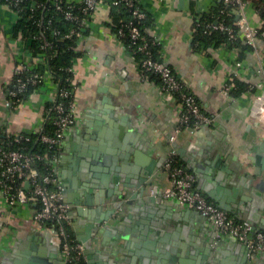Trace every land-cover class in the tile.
Wrapping results in <instances>:
<instances>
[{
	"label": "crops",
	"instance_id": "crops-1",
	"mask_svg": "<svg viewBox=\"0 0 264 264\" xmlns=\"http://www.w3.org/2000/svg\"><path fill=\"white\" fill-rule=\"evenodd\" d=\"M217 1L139 0L151 17L147 33L161 42L159 56L196 96L210 117L207 124H180L177 96L140 75L138 61L111 29L107 3L96 4L79 36L80 52L73 60L74 118L54 167L69 205L67 233L87 245L84 264H175L165 262L168 250L174 258L189 250L193 264H264V252H251L194 208L162 195L170 183L164 162L175 155L197 171L195 186L207 198L229 208L235 219L264 230V121L254 107L255 94L264 89V38L256 35L255 48L243 59L223 45L195 49L194 16ZM244 13L252 28L262 25L250 4ZM15 20L16 14L0 3V126L30 132L40 123L52 85L46 79L17 105L9 102L5 87L16 66L30 58L29 41L13 32ZM230 75L255 83L254 91L225 93ZM123 147L128 158L113 152L105 164V148ZM210 162L216 166L208 173L204 169ZM148 165L152 173L138 188L136 176ZM116 205L120 209L114 211ZM34 211V202L9 204L0 191V264H26L30 253L58 263L57 235L33 218ZM126 225L132 233L119 236Z\"/></svg>",
	"mask_w": 264,
	"mask_h": 264
},
{
	"label": "built area",
	"instance_id": "built-area-1",
	"mask_svg": "<svg viewBox=\"0 0 264 264\" xmlns=\"http://www.w3.org/2000/svg\"><path fill=\"white\" fill-rule=\"evenodd\" d=\"M13 1L17 2L18 0ZM52 1L57 3V0ZM225 1L230 4H236L237 7L234 6L233 11H236L238 15V30L244 33L246 41L255 48L256 28H252L249 25L248 18L244 13V8L247 4H250V1ZM79 2L82 3L79 6L80 12L85 15L82 21L86 24L96 4L102 2V0H81ZM120 2H125L131 10L132 17L126 22V27L130 39L135 43V50L143 54V58L139 62L140 75L144 77L148 71L156 73L159 77L161 88L177 96L180 103L179 121L181 125L195 127L208 123L210 121L209 115L203 111L196 96L177 76L171 65L160 56L154 57L152 54L153 44L161 45V42L155 37L149 40L141 34L139 24L145 16L144 11L135 6L133 0H112V4L115 5ZM71 8L72 4H68L65 10V17L76 19L77 14ZM220 11H223V9ZM213 23L214 28L225 29L229 37L234 36L233 28L226 26L223 21L218 22L215 20ZM119 32L121 35L125 34L122 28L119 29ZM261 35L264 38V32ZM32 62L45 61L43 55L39 54L32 58ZM235 64L240 66V60H236ZM27 66L24 63H20L16 66L15 71L20 72ZM68 70L74 75L73 64L68 67ZM44 77H50L47 69L44 70V74L34 73L32 76H17L15 86L5 91L9 102L17 105L23 100L22 94L26 83L28 81L36 82ZM251 84L255 86V83ZM51 85L52 95L49 100L53 104H46L43 107L40 123L34 130L30 132H8L4 127L0 126V191L9 204L34 202L35 211L33 218L54 229L61 255L64 258V264H67L79 258L82 259L84 246L82 242L68 237L66 223L68 222L67 211L69 205L63 200L61 187L57 184L54 161L57 159V148L63 134L73 123L74 101L70 100L68 108L65 109L63 103L57 100L56 95L58 92L55 84L51 83ZM229 87V83L224 84L223 90L225 93H228ZM62 93L66 94V91H62ZM254 105L255 115L264 121V89L255 94ZM52 110L55 111L52 121L53 127L46 131L45 123ZM30 133H34L36 140L44 143L46 149L53 150L52 156L47 157L46 153L33 151L24 144H20L18 147L12 145L31 141ZM171 156L173 155H169L164 162L170 183L162 191V195L164 197H174L180 203L194 208L211 221L217 230L230 233L238 240L243 241L251 252H264V230L254 228L248 221L235 219L229 212L207 198L195 186V173L185 165L173 163ZM35 162L41 164L43 168L37 166ZM149 193L151 195L156 194L152 189Z\"/></svg>",
	"mask_w": 264,
	"mask_h": 264
},
{
	"label": "trees",
	"instance_id": "trees-1",
	"mask_svg": "<svg viewBox=\"0 0 264 264\" xmlns=\"http://www.w3.org/2000/svg\"><path fill=\"white\" fill-rule=\"evenodd\" d=\"M135 6L143 10L145 16L139 24L140 32L147 39L152 37L147 33L146 27L151 23L149 13L140 5L139 0H133ZM250 1V5L262 19V25L256 28L255 35H261L264 32V0H242ZM110 6L111 19L109 24L112 31L117 37L124 42L138 63L143 58V54L135 50V43L132 42L128 35L126 22L132 17L131 10L125 2L112 4V0H102ZM0 3H5L16 14L14 25V34L28 40V49L30 58L21 63L27 67L14 72L12 80L6 85L5 91L15 86L16 77L32 76L34 73L44 74L47 69L50 77L41 78L36 82L28 81L24 87L22 98L33 91L38 85L46 79H50L54 83L58 94L56 95L58 102H62L65 109L68 108L70 100L74 99V88L76 83L74 75L68 70L71 67L73 60L79 55L80 50L77 48L79 36L83 34L85 25L82 19L85 17L80 12L79 6L81 2L70 0H57L55 3L52 0H0ZM68 4H72L71 10L77 14L76 19L66 18L65 10ZM236 4H230L225 0H219L207 10L194 16L193 20V45L195 49L212 45L213 47L223 45L227 48H235L237 50V58L243 59L247 51L253 49V46L246 41L243 32L238 30L236 12L233 11ZM237 7V6H236ZM223 9V11H220ZM217 20L223 21L226 26L233 28L234 36L229 37L225 29L213 27V22ZM122 28L124 35H121L119 29ZM44 45L43 47H41ZM160 45L153 44L152 54L154 57L159 56ZM200 48V49H201ZM43 55L45 62H32V58L36 55ZM146 76L160 82L159 77L154 72H146ZM225 83H229V94L238 95L245 91H254L255 86L249 82H245L236 75H230ZM66 91V94H61ZM47 105H52L53 102L47 100ZM55 111L52 110L49 118L45 123V130L52 129V121ZM31 141L14 143L15 147L20 144L27 145L31 150H36L40 153H46L47 157L52 156L53 150L46 149L45 144L36 140L34 133L29 134ZM171 161L175 164L184 165L175 155L171 156ZM36 163V162H35ZM40 168L43 166L36 163ZM67 231V230H66ZM68 234V233H67ZM69 237V235H68ZM67 264H84L82 259L68 262Z\"/></svg>",
	"mask_w": 264,
	"mask_h": 264
},
{
	"label": "water",
	"instance_id": "water-1",
	"mask_svg": "<svg viewBox=\"0 0 264 264\" xmlns=\"http://www.w3.org/2000/svg\"><path fill=\"white\" fill-rule=\"evenodd\" d=\"M238 16V15H237ZM236 16V17H237ZM205 124H207V123H205ZM97 135H100L101 133L100 132H95ZM121 133H119V137H121ZM102 138H103V136H102ZM108 143H109V141H108ZM116 144V143H115ZM126 149V148H125ZM113 152L115 153V154H117V156L118 157H122V158H128V156L125 154V151H124V147H123V150H118V151H116V150H111L110 148H105L104 150H103V153H102V160L105 162V164H106V162L108 161V159H109V155L110 154H113ZM133 154H134V156H136V153L137 152H132ZM117 162V160L115 159L114 160V162L113 163H111L112 165H114L115 163ZM134 162L136 163V164H138V163H141V161L139 162L138 160H137V158H134ZM108 165H110V164H108ZM209 165H210V167H209ZM209 165H208V167L206 168V170L204 169V171H206L207 172V170H208V173H210L211 171H212V167L213 166H216L213 162H210L209 163ZM202 167H204V166H202ZM136 169V166H135V168H134V170ZM196 170H194V173H195V175L197 176V174H196ZM201 172H203V170H201ZM152 173V168L148 165V166H146L143 170H142V173L140 174V175H138V176H136V179H137V181L135 182V184H136V186H138V188L139 187H141V185L146 181V179H147V177L150 175ZM196 180H197V177H196ZM92 185V184H91ZM135 187V186H134ZM258 187H260V185H258ZM198 189H199V187H197ZM89 191H91V188L89 187V189H87V191L85 190V191H83V195L84 196H86V194L89 192ZM218 206H220L221 208H223L224 210H226L227 212H231V210L229 209V208H227L226 206H224L223 204H221L220 202H218V200H213ZM126 202H130V200L128 199V200H126ZM117 206H119V205H116L115 207H114V211L116 210V209H120V207H117ZM113 211V212H114ZM109 228V227H108ZM134 229V228H133ZM110 230H111V228H110ZM124 231H126L127 233H132L131 232V227L130 226H125V228H124V230H121L120 231V234H119V236H121L123 233H124ZM214 232V231H213ZM213 236H216L215 235V233H213ZM231 236H233V235H231ZM234 237V236H233ZM235 238V237H234ZM79 240L78 241H80V242H82L83 243V246L84 247H86L87 245H86V243L84 242V240L83 239H81V238H78ZM81 239V240H80ZM217 240V239H216ZM213 241H215V240H211V242H213ZM56 252L58 253V254H55L56 255V261L55 262H58V263H56V264H64V258H63V256L61 255V251H60V246H59V243L57 242L56 243ZM171 252V250H168V252H167V254H166V261L165 262H175V264H193L194 263V259H193V257H191L190 255H189V250H184L183 252H178L176 255V258H174L173 257V255H172V253H170ZM27 263L26 264H52V261H50V260H48V258L47 257H41L40 255H38V254H31L30 253V255H29V257H28V260L26 261ZM25 264V263H24ZM53 264H55V263H53ZM87 264H90L89 262H87Z\"/></svg>",
	"mask_w": 264,
	"mask_h": 264
}]
</instances>
